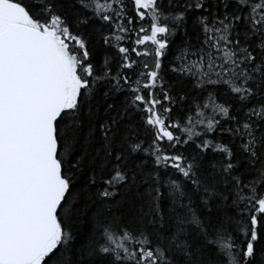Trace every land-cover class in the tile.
Segmentation results:
<instances>
[{"label": "snow or ice", "instance_id": "6c2138e0", "mask_svg": "<svg viewBox=\"0 0 264 264\" xmlns=\"http://www.w3.org/2000/svg\"><path fill=\"white\" fill-rule=\"evenodd\" d=\"M0 264H264V0H0Z\"/></svg>", "mask_w": 264, "mask_h": 264}]
</instances>
